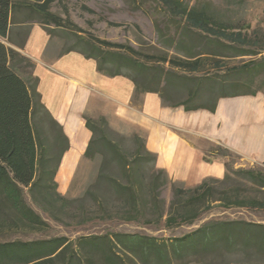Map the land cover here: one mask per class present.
Returning <instances> with one entry per match:
<instances>
[{
	"label": "trees",
	"instance_id": "16d2710c",
	"mask_svg": "<svg viewBox=\"0 0 264 264\" xmlns=\"http://www.w3.org/2000/svg\"><path fill=\"white\" fill-rule=\"evenodd\" d=\"M158 1L173 17L175 34L169 46L182 54L169 60L163 56L158 60L162 64L153 67L131 55L103 52L91 42L84 44L85 49L71 47L66 51L76 50L94 59L97 70L106 76L128 77L136 95L157 93L164 105L183 106L186 111L213 112L220 98L255 95L264 90V58L231 66L225 61L256 56L264 49L261 28H251L244 14L230 18L212 1L196 0L191 5L183 0ZM53 2L0 0V264H264V224L246 220H209L191 232L168 238L108 230L74 239L65 235L2 239L49 228L26 196L58 221L59 216L79 225L118 220L163 230L191 225L214 205L264 210V169H234L224 162L221 178L209 177L196 186L184 187L156 167V154L146 148L145 138L138 133L133 135L136 148L125 154L107 137L104 116L97 120L84 116L92 133L84 157L99 156L102 165L94 182L77 198L61 195L56 175L69 147L68 138L41 102L34 62L1 41H9L12 13L17 8L39 14V23L48 26L49 34L51 24L63 27L65 20L50 11ZM67 23L71 24L69 20ZM96 41L137 53L122 44ZM167 61L189 73L205 70L207 63L211 69L200 76H187L164 71L160 65ZM179 90L185 94L181 100L173 96ZM204 156V160L212 161ZM112 165L116 174L107 170ZM101 185L108 188V199L95 189ZM167 185L172 196L166 205L160 193Z\"/></svg>",
	"mask_w": 264,
	"mask_h": 264
},
{
	"label": "crops",
	"instance_id": "0c3cea01",
	"mask_svg": "<svg viewBox=\"0 0 264 264\" xmlns=\"http://www.w3.org/2000/svg\"><path fill=\"white\" fill-rule=\"evenodd\" d=\"M28 16L23 8L14 10L8 43L34 62L41 102L68 138L57 175L65 167L72 174L84 157L92 136L84 116L90 112L112 125L141 131L146 148L156 154V167L186 187L223 176L220 160H204L210 145H222L246 161L264 165V94L220 98L213 112L167 106L157 93L136 95L128 77L106 76L94 59L62 50L46 31L48 26Z\"/></svg>",
	"mask_w": 264,
	"mask_h": 264
},
{
	"label": "rangeland",
	"instance_id": "374dc122",
	"mask_svg": "<svg viewBox=\"0 0 264 264\" xmlns=\"http://www.w3.org/2000/svg\"><path fill=\"white\" fill-rule=\"evenodd\" d=\"M195 1L183 0V2L189 5ZM207 1H212L216 8L228 14L230 18L235 19L237 16L244 14L247 20L251 22V28L259 27L264 31V0H243L242 4H236L234 0ZM49 8L52 13L65 20L63 27L57 28L51 24L47 29L51 31L50 36L58 42L62 50L71 47L82 50L85 49V43L91 42L100 47L103 52H115L118 56L131 55V57L133 56L146 65L153 67L159 66L157 64H162L158 63V60H161L163 56H166L169 60L176 55L182 54L169 46L170 38L175 34L173 17L171 18L168 15L158 0H54ZM23 11L27 14L29 13L25 9ZM28 17L30 20L37 22L42 19L37 13H30ZM67 20L71 24L67 23ZM73 25L79 27L82 31H76ZM96 39L122 44L125 47H132L137 53L129 52L126 48L104 46L98 43ZM1 41L6 46H9L6 39H1ZM258 57L264 58V49L260 50L256 56L230 57L225 61L231 66L240 61H247L251 58ZM171 64V61H167L160 66H162L164 71L172 70L178 74H186L187 76H200L211 69L210 63H207L208 65L205 70L198 73H189L175 68ZM261 84L264 87V81ZM260 93L264 94V90L260 91ZM173 96L181 100L185 97V94L182 90H179L174 92ZM88 116L91 119L97 120L102 115L90 112ZM106 121L108 124V130H106L107 137L115 143H118L125 154H130L136 148L133 140L135 133L144 137L141 131H136L132 126H123L121 124L112 125L111 120L107 118ZM205 155L211 160H220L223 164L227 162L234 169L238 167L264 169V165L246 161L240 155L222 145H210ZM100 161L99 156H94V158L83 157L77 162L72 174H68L69 168L67 169L65 167V169H61L57 175L58 191L60 194L69 198L79 197L94 182L96 174L102 166L100 165ZM107 170L109 173L116 174L114 165L107 168ZM183 186L186 187L184 184ZM95 189H97L99 196H103L106 199L109 198V191L105 186L101 185ZM171 196V186L167 185L162 189L160 197L165 200L167 205ZM26 199L30 206L46 220L49 228L45 232L29 234L16 233L11 236H5L2 239H36L59 235H65L74 239L79 235L96 232L103 233L108 230L142 233L159 238H168L191 232L209 220H246L264 224V210L242 207L224 208L219 205H214L212 209L204 212L195 223L169 230L156 229L153 225L118 220L90 221L79 225L71 219L62 216H59V221L54 220L47 213L39 210L36 205L32 204L28 196H26Z\"/></svg>",
	"mask_w": 264,
	"mask_h": 264
}]
</instances>
